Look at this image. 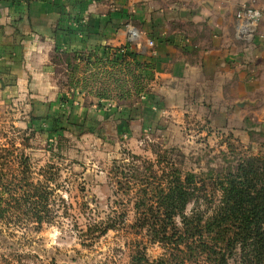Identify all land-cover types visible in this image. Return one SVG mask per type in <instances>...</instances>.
I'll list each match as a JSON object with an SVG mask.
<instances>
[{
    "label": "rangeland",
    "instance_id": "1",
    "mask_svg": "<svg viewBox=\"0 0 264 264\" xmlns=\"http://www.w3.org/2000/svg\"><path fill=\"white\" fill-rule=\"evenodd\" d=\"M55 60L60 63L55 73L60 85L53 88V97L47 87L0 92V182L20 173L25 160L35 181L42 179V168L52 166L53 208L59 212L54 223L39 232L32 230L28 240L22 238V228L0 223V252L5 256L13 244L19 252L32 250L45 264H130L133 246L142 242L150 260L159 261L169 252L129 226L136 219L139 186L131 181V190H124L119 183L124 178L116 176V161L132 153L141 156L142 164L153 163L159 175L171 164L182 170L183 178L194 174L198 185L204 186L199 203L191 202L187 213L197 209L210 215L220 204L222 183L242 159L264 156V135L257 130L246 138L215 128L197 114L172 123L165 116L151 129L143 119L127 117L122 107L134 105L150 91L145 84L137 91L130 66L88 65L66 56ZM34 91L43 93V103L35 102ZM0 192L10 195L1 187ZM155 194L150 190L148 196ZM115 216L126 223L99 237L85 233L92 222ZM230 262L240 264L239 256Z\"/></svg>",
    "mask_w": 264,
    "mask_h": 264
},
{
    "label": "crops",
    "instance_id": "2",
    "mask_svg": "<svg viewBox=\"0 0 264 264\" xmlns=\"http://www.w3.org/2000/svg\"><path fill=\"white\" fill-rule=\"evenodd\" d=\"M242 4L263 12L254 34L237 24ZM121 46L149 64L141 73L150 91L122 107L127 117L151 129L197 114L236 135H264V0H0V92L47 87L53 97L56 58L105 59Z\"/></svg>",
    "mask_w": 264,
    "mask_h": 264
},
{
    "label": "trees",
    "instance_id": "3",
    "mask_svg": "<svg viewBox=\"0 0 264 264\" xmlns=\"http://www.w3.org/2000/svg\"><path fill=\"white\" fill-rule=\"evenodd\" d=\"M125 48L112 49L114 55L105 59L90 61L83 56L80 58L88 65L111 62L121 69L130 66L135 87L138 92L142 91V85L145 84L146 88L148 85L141 71L149 64L135 58L128 60ZM128 156L116 161L115 170L116 176L124 178L119 183L126 192L132 188L131 181L139 186L135 199L137 215L135 222L129 226L136 234L145 232L150 243H158L169 252L168 257L151 261L146 246L138 242L132 248L130 264H233L230 259L234 255L239 256L240 264H264L263 155L242 159L237 171L231 173L227 183H222L220 204L210 215L197 209L187 213L191 202L196 200L194 202L199 203V192L204 186L198 185L194 174L183 178L182 170L171 164L169 171L163 169L159 175L153 163L142 164L141 156L136 154L128 153ZM51 168L50 165L42 168V179L35 181L25 160L20 173L14 174L7 182H0V187L10 194L3 197L0 192V223L22 228L25 240H28L32 230L39 232L45 224H52L59 217V212L53 208L56 188L51 181L56 177L52 175ZM164 178L168 181H162ZM150 190L156 191V194L149 197ZM178 217L181 218L180 223ZM119 223L125 224L126 220L122 218L118 221L115 216L94 221L85 233L99 237L111 228H119ZM10 246L12 251L9 256L0 252L2 264H45L32 250L19 252L15 245Z\"/></svg>",
    "mask_w": 264,
    "mask_h": 264
},
{
    "label": "built area",
    "instance_id": "4",
    "mask_svg": "<svg viewBox=\"0 0 264 264\" xmlns=\"http://www.w3.org/2000/svg\"><path fill=\"white\" fill-rule=\"evenodd\" d=\"M18 1H27V0H18ZM237 24L239 26V29L242 33L251 35L254 34L258 26L262 20L263 12L261 9L247 5L242 4L237 11ZM137 30L132 29L131 30V37H133L136 34ZM151 45L153 44V41H150Z\"/></svg>",
    "mask_w": 264,
    "mask_h": 264
}]
</instances>
